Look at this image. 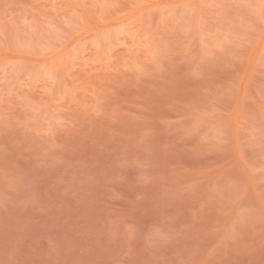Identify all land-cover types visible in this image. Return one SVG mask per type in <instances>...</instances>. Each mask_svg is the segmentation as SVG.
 Here are the masks:
<instances>
[{
    "label": "rangeland",
    "instance_id": "1",
    "mask_svg": "<svg viewBox=\"0 0 264 264\" xmlns=\"http://www.w3.org/2000/svg\"><path fill=\"white\" fill-rule=\"evenodd\" d=\"M0 264H264V0H0Z\"/></svg>",
    "mask_w": 264,
    "mask_h": 264
}]
</instances>
